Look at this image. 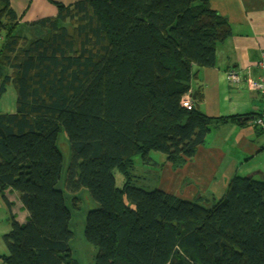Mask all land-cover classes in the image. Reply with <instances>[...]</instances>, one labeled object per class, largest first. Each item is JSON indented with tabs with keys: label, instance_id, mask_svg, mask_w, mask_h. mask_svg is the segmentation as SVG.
<instances>
[{
	"label": "trees",
	"instance_id": "trees-1",
	"mask_svg": "<svg viewBox=\"0 0 264 264\" xmlns=\"http://www.w3.org/2000/svg\"><path fill=\"white\" fill-rule=\"evenodd\" d=\"M53 3L55 17L22 23L0 0V105L10 87L17 95L14 113L0 110V189L16 191L29 213L26 223L13 218L0 260L78 264L58 187L63 130L72 151L65 187L86 189L97 206L85 237L98 264H264L263 180L237 175L218 201L131 183L135 156L159 165V152L179 169L217 126L239 122L202 114L203 90L193 89L194 68L215 67L232 35L228 19L209 0ZM187 95L193 110L182 105Z\"/></svg>",
	"mask_w": 264,
	"mask_h": 264
},
{
	"label": "crops",
	"instance_id": "crops-1",
	"mask_svg": "<svg viewBox=\"0 0 264 264\" xmlns=\"http://www.w3.org/2000/svg\"><path fill=\"white\" fill-rule=\"evenodd\" d=\"M77 1L10 0V4L20 22L32 23L55 17L58 9L53 2L70 5ZM209 4L228 19L232 35L218 45L215 67L194 68L193 89L201 87L204 94V100L196 108L212 118L238 116L240 119L217 126L211 133L212 143L199 147L195 157L178 169L188 173L195 187L186 193L190 200H220L232 179L243 172L264 178V139H258L264 133L254 125V119L263 111L264 99L250 90L246 82L234 86L226 80L229 72L243 77L248 74L254 79L263 76L258 62L264 59V0H209Z\"/></svg>",
	"mask_w": 264,
	"mask_h": 264
},
{
	"label": "rangeland",
	"instance_id": "rangeland-1",
	"mask_svg": "<svg viewBox=\"0 0 264 264\" xmlns=\"http://www.w3.org/2000/svg\"><path fill=\"white\" fill-rule=\"evenodd\" d=\"M16 103L17 95L15 90L10 87L1 102L0 110L3 113H14L16 111ZM232 134L234 136L236 133L233 131ZM213 138V134L208 135L207 144H205L212 143ZM258 139H264V134L259 136ZM57 143L63 155L62 178L58 187L64 191L66 202L72 215L70 220V229L73 232V237L70 241L72 258L78 264H98L96 261L97 249L88 243L85 237L87 218L90 211L97 207L96 203L89 197L86 189H82L76 195L66 189L65 184L72 162V151L68 137L63 130L59 134ZM151 156L159 165L145 164L140 155L135 156L134 168L131 171L132 185L147 191L162 190L190 200V198H187L186 193L194 191L195 187L190 183L188 173L175 169L168 163L165 164L166 156L162 153L152 152ZM262 164H264V160ZM246 173L243 172L239 176H249ZM115 178L117 186L119 188L123 187L125 184V176L119 170L115 171ZM260 180L264 181V178ZM74 196L80 199L77 207H75L72 201ZM4 197H8L11 202V207H8ZM28 215L29 213L21 203L19 194L16 191L9 189L3 193L2 189H0V256L8 254L4 235L11 231L13 218L20 223H26L29 217ZM0 264H4L3 261L0 260Z\"/></svg>",
	"mask_w": 264,
	"mask_h": 264
},
{
	"label": "built area",
	"instance_id": "built-area-1",
	"mask_svg": "<svg viewBox=\"0 0 264 264\" xmlns=\"http://www.w3.org/2000/svg\"><path fill=\"white\" fill-rule=\"evenodd\" d=\"M258 67H260L263 72V76H261L259 79H254L248 74L243 77V75L238 74L236 72H229L226 74V80L230 85L234 86H240L246 82L250 90L260 93L264 99V59L261 62H258ZM182 105L188 110H193L194 105L192 101V96H185L182 100ZM254 125L257 128L264 130V107L263 111L254 119Z\"/></svg>",
	"mask_w": 264,
	"mask_h": 264
},
{
	"label": "water",
	"instance_id": "water-1",
	"mask_svg": "<svg viewBox=\"0 0 264 264\" xmlns=\"http://www.w3.org/2000/svg\"><path fill=\"white\" fill-rule=\"evenodd\" d=\"M193 98H195V95L193 96Z\"/></svg>",
	"mask_w": 264,
	"mask_h": 264
}]
</instances>
